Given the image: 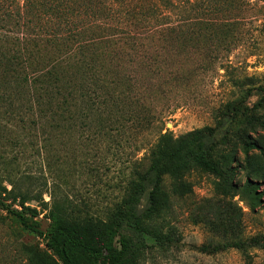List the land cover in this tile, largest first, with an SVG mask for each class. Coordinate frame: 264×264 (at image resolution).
<instances>
[{
  "label": "trees",
  "instance_id": "16d2710c",
  "mask_svg": "<svg viewBox=\"0 0 264 264\" xmlns=\"http://www.w3.org/2000/svg\"><path fill=\"white\" fill-rule=\"evenodd\" d=\"M82 9L70 0H0V210L41 238L57 264H144L153 252L163 255L178 243L169 220L172 199L164 186L166 178L180 179L198 168L222 178L223 189L236 190L249 208L261 205L264 145L246 130L264 128V115L255 112L264 109V83L241 87L214 126L190 131L170 148L165 147L167 133L161 132L144 147L155 125L154 114L135 96L129 72L114 65L130 46L94 36L101 28H93L97 22L84 24ZM250 79L239 83L248 85ZM252 96L257 101L250 106ZM84 130L107 142H118L130 131L127 147L133 151L127 154L121 145L120 152L129 175L121 196L102 212L75 201L59 184H69L75 164L70 166L67 156L55 152L58 146L68 150L70 139ZM231 138L245 154L258 151L263 162L247 161L249 172L240 186L230 179L240 167L231 165L235 156L224 155L221 162L214 158ZM141 150L149 159L147 167L136 158ZM33 166L60 180L53 182L49 202L44 201L45 190L38 189L40 177L31 172ZM213 205L214 211L199 221L220 239L200 246L201 252L264 249L262 235L232 234L243 217L236 204ZM44 210L50 224L42 230L34 220ZM30 262L40 264V259Z\"/></svg>",
  "mask_w": 264,
  "mask_h": 264
},
{
  "label": "rangeland",
  "instance_id": "374dc122",
  "mask_svg": "<svg viewBox=\"0 0 264 264\" xmlns=\"http://www.w3.org/2000/svg\"><path fill=\"white\" fill-rule=\"evenodd\" d=\"M70 1L83 6L84 24L97 22L93 28H101L102 33L94 36L111 43L128 42L130 48L118 54L114 65L129 72L135 96L154 114L155 125L145 136L144 147L153 144L161 132L167 133L165 147L170 148L186 133L214 126L225 104L240 95L241 87L256 88L264 83V0ZM245 77L251 79L243 86L245 82H239ZM256 101L255 96L248 99L250 106ZM255 112L264 115V109ZM84 132L74 134L68 150L58 146L55 152L62 158L67 156L70 166L75 164L68 174V185L60 182L57 174L43 173L37 166L31 172L40 177L38 189L45 190V202L50 201L56 181L75 201L102 212L121 196L129 175L120 152L121 145H131L127 141L130 131L120 135L118 142ZM246 132L264 145V128ZM131 151L133 148H126L127 154ZM145 155L141 150L136 158L143 159L147 167ZM224 155L235 156L236 163L231 165L240 166L230 178L238 186L249 172L247 161L263 166L258 151L245 154L234 138L218 149L214 158L221 162ZM178 179L166 178L164 182L172 199L169 220L178 243L163 255L153 252L144 264H264V249L260 248L217 254L199 250L203 244L220 239L199 221L214 211L217 202L231 201L243 212L241 225L232 234L264 236V195L261 205L251 209L236 190L223 189V179L214 174L193 168ZM260 184V191H264V182ZM45 214L41 211L34 220L42 230L50 224ZM34 257L40 264L58 263L41 238L24 231L0 210V264H32Z\"/></svg>",
  "mask_w": 264,
  "mask_h": 264
}]
</instances>
